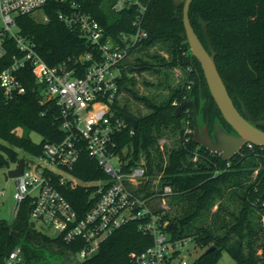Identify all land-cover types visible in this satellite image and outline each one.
I'll use <instances>...</instances> for the list:
<instances>
[{
	"label": "trees",
	"instance_id": "trees-1",
	"mask_svg": "<svg viewBox=\"0 0 264 264\" xmlns=\"http://www.w3.org/2000/svg\"><path fill=\"white\" fill-rule=\"evenodd\" d=\"M117 0H66L94 16L105 27L106 33L118 37L122 31H132L133 20L139 13L137 6L115 11ZM146 6L142 26L148 33L132 52H146L157 44L166 46L170 58L158 54L138 55L129 61V71L158 72L159 67H179L186 78L166 101L154 96H139L128 87L134 82L131 75L125 77L122 89L132 90L136 99L145 102L148 112L132 113L127 105L121 106L116 99L114 107L119 114H131L139 121L134 134L125 130L116 138L118 147L133 151L132 164L145 156L143 164L153 178L156 171H163L162 183L172 186V205H182L181 216L171 215L167 230L174 238L189 237L191 242L203 248L193 264H215L223 250H228L236 264H264V146L246 145L230 160L212 153L194 141L193 133H186L184 122L195 129L194 113L187 107L175 116L178 105L185 100H194L199 124H208L212 130L215 123L225 128L231 126L223 118L206 82L200 62L191 54L185 37L183 4L176 6L174 0H140ZM67 6L59 0H49L45 11L48 22H40L32 15H20L17 24L20 32L37 44L41 56L51 65L58 64L69 56L79 54L90 44L75 29L58 17ZM191 23L206 48L209 49L203 23L216 50V64L236 107L243 113L246 108L255 121L264 116V0H193L189 11ZM16 54L11 46L0 62V72ZM26 91L11 99L5 97L0 86V165L18 163L20 155L16 148H23L34 155L42 152L46 141L60 140V108L54 99L42 101L40 87L35 81L31 66L19 71ZM189 109V111H188ZM129 125L128 128H130ZM22 127L27 135H19ZM259 127L264 130V123ZM172 130L178 135V145L164 153L159 139ZM35 131L42 135L35 142L29 135ZM130 155V153H129ZM197 157V159H195ZM257 175L251 179L255 167ZM74 175L84 181L102 178L105 173L97 162L84 154L73 169ZM155 177V176H154ZM151 180V179H150ZM149 180V181H150ZM238 188L242 189L241 192ZM231 189L239 201V210L230 211L221 202L212 211L217 198L223 199ZM73 205L83 214L90 206V192L82 185L63 188ZM153 242V236L139 229V221L131 220L116 229L100 245L98 251L84 260H74L68 252H77L80 242L67 243L59 237L31 226L30 204H21L13 221H0V264L6 255L20 246L26 264H133L132 253H140ZM214 246L212 251L206 250ZM50 253H59V258H50Z\"/></svg>",
	"mask_w": 264,
	"mask_h": 264
},
{
	"label": "built area",
	"instance_id": "built-area-1",
	"mask_svg": "<svg viewBox=\"0 0 264 264\" xmlns=\"http://www.w3.org/2000/svg\"><path fill=\"white\" fill-rule=\"evenodd\" d=\"M59 1L67 6L59 11V19L79 31L90 46L51 65L17 24L18 16L27 14L37 21L48 22L45 7L49 0H0V62L12 44L16 51L0 72L3 93L8 99L25 93L19 71L30 65L42 101L54 99L60 108L63 133L60 140L46 141L35 159L25 158L23 172L15 177L14 216L21 204L28 201L34 227L46 233L54 228L59 233L56 237L64 242H80L77 252L68 251L78 260L94 255L116 229L137 219L139 229L151 234L153 242L140 253L131 254L133 264H193L183 254V246L191 239L174 238L167 230L165 208L155 207L151 196L141 191V184L149 178L147 168L141 161L132 164L133 151L128 145L119 148L116 140L126 129L131 134L135 131L132 126L128 128L131 124L113 104L120 97L125 77L132 75L129 71L132 51L148 36L142 26L146 6L140 0H117L112 6L115 11L135 5L139 13L133 20L134 29L122 31L114 38L79 5ZM40 10L43 15L35 17L34 13ZM84 154L97 162L104 177L84 181L74 175L73 169ZM112 160L117 161L118 168ZM77 185L90 192V206L83 214L63 191L64 187ZM154 191L164 201L172 193V186L164 184ZM38 224L45 226L38 228ZM3 264H26L22 248L12 249Z\"/></svg>",
	"mask_w": 264,
	"mask_h": 264
},
{
	"label": "rangeland",
	"instance_id": "rangeland-1",
	"mask_svg": "<svg viewBox=\"0 0 264 264\" xmlns=\"http://www.w3.org/2000/svg\"><path fill=\"white\" fill-rule=\"evenodd\" d=\"M43 15V11H37L34 13L35 17H41ZM148 53L150 55L158 54L159 56H164L165 58H170L169 53L166 50V46H162L161 44H157L155 46H152L147 52L145 51H137L133 52L130 61L132 59H135L136 56L142 55L146 56ZM159 71L154 72L153 71H144L142 73H133L132 79L134 82H127V86L130 87L132 86L133 90L138 94L139 96H156L159 102L166 101L169 95L171 94V91H173L179 84L183 83L186 74L183 69L179 67H162L158 66ZM125 90L124 88L121 90L120 97L118 99V102L121 106L127 105L128 109L136 114V115H144L146 114L149 110L146 107L145 102L138 100L135 98L134 93L132 90L128 89ZM183 124L186 126L188 124L187 128L185 129L186 133H195L194 129L189 125L188 123L182 121ZM199 123V119H198ZM204 125V123L199 124L201 127ZM17 133L19 135H27V132L25 129L22 127L17 129ZM30 137L35 141V142H41L42 140V135L35 132V131H30L29 132ZM178 135H176L172 130H169L168 132L165 133V135L159 139V145L161 146V150L164 153V164L167 163L168 155L167 152L170 151L172 148L177 147L178 145ZM20 157H25L26 159H35L34 154H32L29 151H26L23 148H16ZM145 156H142L140 161L145 162ZM197 159V157H195ZM112 164L115 168H118V163L116 160H112ZM17 165L16 162H10L9 164L6 165H0V221L4 220L8 223H11L14 219V205H15V197L14 194L16 192V178L10 177L8 175V171L12 168H15ZM262 166L259 164V166L255 167L253 173L250 174V178L253 179L257 173L258 170ZM156 175H151V178L149 176L148 180L146 183L141 184L142 192H146L148 196H151L154 206L157 208H165L167 212H170L171 215H177L181 216L183 213L182 205L177 206L176 204L172 205V198L171 196H165V200L163 201L161 196H156L154 195L156 191V188L161 187L162 183V176H163V171H156ZM155 176V177H154ZM151 179V180H150ZM150 180V181H149ZM234 190L236 189H231L225 193V197L221 199L218 197L216 200L217 202L213 205L212 211L216 210L221 202L229 206L230 211H238L240 206H239V201L237 200L235 196ZM242 189L238 188V191L241 192ZM41 225L38 224V228H42ZM48 229L47 227H45ZM49 234L53 237H56L59 233L56 229L51 228L49 229ZM203 251V248H201L198 245H195L194 242H187L183 246V254L191 261H193L201 252ZM60 254L59 253H50L49 256L50 258L57 259L59 258ZM76 260L73 258V261ZM54 263V262H51ZM55 264V263H54ZM215 264H236L235 259L231 255V253L228 250H223L219 259Z\"/></svg>",
	"mask_w": 264,
	"mask_h": 264
},
{
	"label": "water",
	"instance_id": "water-1",
	"mask_svg": "<svg viewBox=\"0 0 264 264\" xmlns=\"http://www.w3.org/2000/svg\"><path fill=\"white\" fill-rule=\"evenodd\" d=\"M192 2L193 0H174L176 6L183 4L185 37L189 43L191 54L200 62L211 95L223 118L233 131L227 130L221 123L217 122L212 130L213 136H211L207 124L199 126L193 99L181 102L176 108L175 116H179L185 108L191 107L194 113V141L210 152L220 154L224 160H230L248 144L264 146V130L259 127L260 124L264 123V116L259 121H255L246 108L244 109L245 114H243L236 107L218 70L215 60L216 50L208 32L207 22H204L203 26L209 49L203 44L191 23L189 11ZM124 117L132 127H138L139 121L136 117L127 113L124 114ZM24 167L25 157H21L16 167L8 171V175L15 178L23 172ZM262 196L264 197V192ZM31 226H35L34 222H31ZM214 248L211 246L206 252L212 251Z\"/></svg>",
	"mask_w": 264,
	"mask_h": 264
},
{
	"label": "flooded vegetation",
	"instance_id": "flooded-vegetation-1",
	"mask_svg": "<svg viewBox=\"0 0 264 264\" xmlns=\"http://www.w3.org/2000/svg\"><path fill=\"white\" fill-rule=\"evenodd\" d=\"M188 111H189V109H188ZM205 125H206V124H205ZM207 125H208V124H207ZM202 126H203V125H202ZM226 129L229 130V131H233L232 128H229V127H226ZM208 130H209L210 135L213 136V134H212V128H211L209 125H208ZM194 132H195V129H194Z\"/></svg>",
	"mask_w": 264,
	"mask_h": 264
},
{
	"label": "crops",
	"instance_id": "crops-1",
	"mask_svg": "<svg viewBox=\"0 0 264 264\" xmlns=\"http://www.w3.org/2000/svg\"><path fill=\"white\" fill-rule=\"evenodd\" d=\"M49 234V233H48Z\"/></svg>",
	"mask_w": 264,
	"mask_h": 264
}]
</instances>
